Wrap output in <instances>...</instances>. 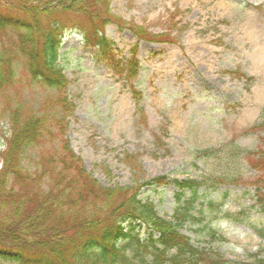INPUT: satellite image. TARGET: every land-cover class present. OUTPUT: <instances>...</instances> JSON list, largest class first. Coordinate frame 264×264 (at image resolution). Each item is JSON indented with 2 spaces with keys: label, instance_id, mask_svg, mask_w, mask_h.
Instances as JSON below:
<instances>
[{
  "label": "rangeland",
  "instance_id": "obj_1",
  "mask_svg": "<svg viewBox=\"0 0 264 264\" xmlns=\"http://www.w3.org/2000/svg\"><path fill=\"white\" fill-rule=\"evenodd\" d=\"M109 10L124 25L110 21L101 32L123 65L134 49L138 74L130 81L86 41L81 15H58L62 90L31 78L16 47L20 30H0V52L13 66L0 87V171L21 106L19 121L48 123L21 159L23 172H42L34 179L42 186L54 182L42 163L47 152L67 145L101 187L139 186V199L167 219L188 209L193 217L179 230L191 243L230 264H264V191L256 184L264 171L245 156L264 151L263 131L252 129L264 120V0H110ZM160 176L164 184L144 185ZM188 178L205 181L190 206L172 183ZM149 230L141 226L140 237Z\"/></svg>",
  "mask_w": 264,
  "mask_h": 264
},
{
  "label": "trees",
  "instance_id": "obj_2",
  "mask_svg": "<svg viewBox=\"0 0 264 264\" xmlns=\"http://www.w3.org/2000/svg\"><path fill=\"white\" fill-rule=\"evenodd\" d=\"M109 2L0 0V30L9 27L20 30L16 47L27 60L31 78L62 90L65 76L57 51L64 26L58 18L81 15L87 21L83 34L86 41L102 50L116 75L130 81L138 74L134 49L123 65L101 32L110 21L124 25L111 14ZM132 31L156 39L141 28ZM12 70L10 55L2 50L0 87L7 86ZM132 91L139 96L137 91ZM20 110L21 106H17L12 114V134L0 171V264H135V258L137 264H230L216 252L191 243L179 230L193 217L188 209L167 219L158 215L151 202L139 199V186L101 187L67 145L62 146L61 154L47 152L50 157L42 163L48 167L47 174L54 182L42 186L34 180L42 172L35 176L23 172L21 159L28 146L44 138L48 123L45 124L44 117L34 115L19 121ZM252 129L263 131L261 146L264 147V120ZM256 155L254 158L252 152H245L247 163L252 169L264 171V151L259 148ZM165 181L166 177L160 176L144 185ZM172 183L179 198L184 193L189 195L184 201L190 206L201 196L200 188L205 181L188 178L174 179ZM256 184L264 191V179H258ZM141 226L150 229L143 239Z\"/></svg>",
  "mask_w": 264,
  "mask_h": 264
}]
</instances>
